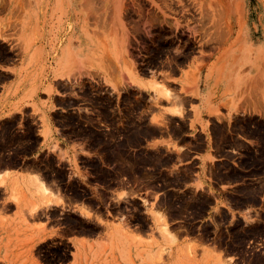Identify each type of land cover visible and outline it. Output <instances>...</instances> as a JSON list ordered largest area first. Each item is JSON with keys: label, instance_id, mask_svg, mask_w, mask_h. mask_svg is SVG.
Returning <instances> with one entry per match:
<instances>
[{"label": "crops", "instance_id": "obj_1", "mask_svg": "<svg viewBox=\"0 0 264 264\" xmlns=\"http://www.w3.org/2000/svg\"><path fill=\"white\" fill-rule=\"evenodd\" d=\"M68 30L64 27L56 32L55 49L60 52L66 48L60 57L63 67L75 53L81 60L90 55L85 30L79 28L74 33ZM31 46L32 43H25L24 50L28 52ZM44 46L45 43H40L36 50L41 52ZM255 50L261 51V48ZM31 56V53L26 55V61L18 59L0 65V243L12 253V259L27 258L28 264H37V261L41 264H183L189 246L202 263L218 256L227 260L237 258L227 247L219 245L217 233L224 231L231 235L236 221H241L244 227L262 223L264 192L257 195V204L248 202L243 207L236 206L229 196L237 195L243 187L262 188L258 183L264 176L245 175L249 170L236 161L239 152L226 147L218 134L222 127L226 137L231 136L242 145H253L232 132L234 110L226 109L233 98L226 95L230 82L208 74L214 60H205L203 65L200 56H196L183 68L148 71L147 75L129 73L126 83L148 97L150 105L145 110L148 124L158 130L157 135L145 140L141 149L170 155L172 161L162 166L161 171L177 179L165 188L158 184L157 189H137L124 184L121 176L114 178L109 188L91 184L95 174L86 161L96 162L102 172L116 173L120 158L114 155L113 163H107L105 153L100 151L104 143L93 150L87 138L66 132L64 122L68 116L87 114L86 108L74 106L71 88L60 89L67 88L63 84L68 83L70 71L64 68L54 75L50 70V80L45 84L48 78L44 75L23 70L26 62L28 66H37L44 57L40 55L39 59L31 60ZM256 63L252 64L256 66ZM40 64L44 71L43 61ZM198 71L194 82L190 75ZM105 82L117 88L106 77ZM236 82L239 83L238 79ZM50 85L52 88L47 91L43 89ZM220 113L223 118L219 117ZM173 119L184 121L186 129L177 132L169 124ZM119 125L107 127L98 122L97 130L104 135L113 130L115 134ZM121 139L115 135L110 139L114 150L121 145ZM138 150L133 149V154ZM49 158L52 163L47 162ZM225 164L242 172V178H225L227 171L220 170ZM73 182L90 194L101 196L108 192L114 200H138L147 218L146 225L134 222L132 214L101 211L100 206L93 207L84 199L70 197L63 186ZM189 192L211 200L204 214L195 221L197 232L194 234L180 229L181 218L173 217L163 203L166 194ZM74 213L97 224L101 231L90 235L68 228L64 220ZM222 213L227 215L225 221L219 219ZM205 226L213 228V236H205L202 232ZM228 241L229 237L227 244ZM23 243H29L27 250L20 248ZM47 243L70 247L68 259L64 261L62 253L56 262L43 261L39 249ZM141 243L145 248L138 249ZM174 243L177 245L171 246ZM253 248L259 250L256 245ZM169 249L172 254L165 261Z\"/></svg>", "mask_w": 264, "mask_h": 264}, {"label": "rangeland", "instance_id": "obj_2", "mask_svg": "<svg viewBox=\"0 0 264 264\" xmlns=\"http://www.w3.org/2000/svg\"><path fill=\"white\" fill-rule=\"evenodd\" d=\"M64 27L73 33L79 28L85 30L90 41V55L81 60L75 53L63 67L60 57L66 48L59 52L55 45L56 32ZM25 43H32L28 52L24 50ZM40 43H45V50L41 52L36 50ZM30 53L31 60L40 55L44 57L38 58L37 66H28L26 62L23 70L44 75L48 78L45 84L50 80V70L54 75L64 68L70 71L66 78L68 83L63 84L67 88L61 86L60 89L68 91L71 88L74 106L86 108L87 114L68 116L64 122L68 128L66 132L87 138L93 150L104 143L100 151L105 153L107 163H113L114 155L120 158L116 173L102 172L96 162L86 161L95 174L90 180L92 185L109 188L119 176L124 184L137 189H157L158 184L165 188L176 183L177 179L161 171L162 166L172 161L170 155L141 149L145 140L157 135L158 130L148 124L145 113L150 105L148 97L126 81L130 72L147 75L148 71L183 68L196 56H200L203 65L205 60H214L208 67V74L230 82L226 95L233 98L226 109L228 112L234 110L232 132L253 145H242L231 136L226 137L225 130L219 127L222 143L239 152L236 161L249 170L245 175L264 176V0H0V65L18 59L26 61L25 56ZM254 61L256 66L252 64ZM198 75L199 71L191 73V80L195 82ZM105 77L117 84V88L106 83ZM49 88L52 86L43 89ZM219 117L224 115L220 113ZM98 122L107 127L120 125L115 134L112 130L104 135L97 130ZM169 124L176 127L177 132L186 129L181 120L173 119ZM113 135L122 138L115 150L110 141ZM135 148L139 150L133 154ZM47 162L53 161L49 158ZM220 170L227 171L225 178H242V172L230 165L225 164ZM61 180L63 182L64 178ZM258 184H262V188L243 187L237 195L229 197L236 206L243 207L248 202L257 204V195L264 192V177ZM63 188L70 197L84 199L93 207L100 206L101 211L132 214L134 222L146 225L147 218L138 200H114L108 192L101 196L90 194L77 182ZM209 202L206 196L192 192L163 196L170 214L181 218L179 228L191 234L197 232L195 221L204 214ZM219 219L225 221L227 215L222 213ZM261 220L262 223L252 227H244L241 221H236L231 235L224 231L217 233L219 245L227 247L236 259L218 256L202 263L197 252L189 246L183 264H264V210ZM64 223L78 233L96 235L101 231L100 226L75 213ZM212 231L211 226L202 230L207 237L213 236ZM255 245L259 250L253 248ZM3 246L5 244L0 243V264L29 263L27 258L12 259V253ZM25 247L27 250L29 243L20 246ZM137 247L145 248L143 243ZM70 250L65 245L47 243L39 249V254L43 261L50 263L58 261L64 253L66 261ZM167 252L165 261L172 254L171 249Z\"/></svg>", "mask_w": 264, "mask_h": 264}]
</instances>
